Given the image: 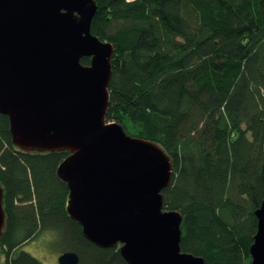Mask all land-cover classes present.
Segmentation results:
<instances>
[{
  "label": "trees",
  "instance_id": "trees-1",
  "mask_svg": "<svg viewBox=\"0 0 264 264\" xmlns=\"http://www.w3.org/2000/svg\"><path fill=\"white\" fill-rule=\"evenodd\" d=\"M95 1L91 33L114 46L106 121L170 157L161 192L163 208L182 215L181 250L205 264H250L264 196V0ZM67 155L18 149L0 113L2 264H43L23 245L44 229L79 264H126L66 213L56 168Z\"/></svg>",
  "mask_w": 264,
  "mask_h": 264
},
{
  "label": "water",
  "instance_id": "water-1",
  "mask_svg": "<svg viewBox=\"0 0 264 264\" xmlns=\"http://www.w3.org/2000/svg\"><path fill=\"white\" fill-rule=\"evenodd\" d=\"M96 9L95 0H0V113L11 141L27 152L68 151L56 168L66 213L93 244L118 246L126 264H205L180 248L181 213L163 208L170 157L106 121L114 46L91 33ZM2 199L0 184V238ZM254 215L250 264H264V196ZM57 261L79 256L67 250Z\"/></svg>",
  "mask_w": 264,
  "mask_h": 264
},
{
  "label": "rangeland",
  "instance_id": "rangeland-1",
  "mask_svg": "<svg viewBox=\"0 0 264 264\" xmlns=\"http://www.w3.org/2000/svg\"><path fill=\"white\" fill-rule=\"evenodd\" d=\"M56 236L54 231L41 230L23 245V249L39 259L43 264H59L57 257L63 250L58 247L60 240ZM2 263L3 256L0 255V264Z\"/></svg>",
  "mask_w": 264,
  "mask_h": 264
},
{
  "label": "built area",
  "instance_id": "built-area-1",
  "mask_svg": "<svg viewBox=\"0 0 264 264\" xmlns=\"http://www.w3.org/2000/svg\"><path fill=\"white\" fill-rule=\"evenodd\" d=\"M128 1H131V0H128Z\"/></svg>",
  "mask_w": 264,
  "mask_h": 264
}]
</instances>
